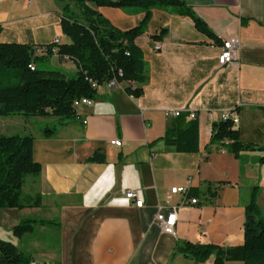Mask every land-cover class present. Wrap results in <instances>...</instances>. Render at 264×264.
<instances>
[{
  "label": "crops",
  "instance_id": "0c3cea01",
  "mask_svg": "<svg viewBox=\"0 0 264 264\" xmlns=\"http://www.w3.org/2000/svg\"><path fill=\"white\" fill-rule=\"evenodd\" d=\"M186 1L220 43L200 32L189 16L152 8L136 39L149 69L141 96L125 91L136 83L102 84L92 104L77 107V119L60 123L51 137L34 124L42 116H7L5 125L12 131L0 134L34 137L32 156L42 170L26 178L22 193L40 195L41 204L0 208V239L39 264H214L213 255L202 262L187 258L177 252V244L244 243L245 207L254 187L264 216V162L259 161L264 152L235 156L212 142V125L231 110L242 141L264 145V0ZM94 8L120 30L145 16L137 9ZM0 25L1 42L36 48L55 39L60 45L71 43L57 0H0ZM163 29L166 34L158 38ZM230 38L239 41V58L219 66L220 46ZM45 59L68 73L78 70L75 60L56 52ZM181 119L198 120L197 151H179L167 143L166 134ZM114 138L122 144H112ZM95 152L104 153L105 161H87ZM188 180L186 196L170 194ZM130 190L138 192L136 200L126 197ZM192 198L197 202L192 204ZM173 210L175 234H169L156 216L167 217ZM26 219L36 220L35 230L17 237L13 228Z\"/></svg>",
  "mask_w": 264,
  "mask_h": 264
},
{
  "label": "trees",
  "instance_id": "16d2710c",
  "mask_svg": "<svg viewBox=\"0 0 264 264\" xmlns=\"http://www.w3.org/2000/svg\"><path fill=\"white\" fill-rule=\"evenodd\" d=\"M61 5V26L70 44L44 45L42 54L36 47L22 43L0 41V116L23 115L54 116L62 124L77 119L73 107L75 99L83 96L95 98L98 85L112 78L128 81L125 91L139 97L149 79L148 64L136 39L150 21L152 8H163L172 13L189 16L195 27L206 36L220 43L207 21L199 16L186 0H57ZM94 6H110L137 9L145 13L138 25L120 30L114 27ZM0 25V34L2 32ZM166 34V29L160 33ZM43 46H40L42 48ZM57 47L60 56L76 61L78 70L68 73L60 68L41 69L37 62L54 54ZM32 65L33 68L30 66ZM121 73V74H120ZM198 120L176 122L175 128L166 134V141L179 151L198 150ZM236 124L230 119L212 125V142L223 144L235 156L243 151H263L264 145L242 141ZM58 128L47 124L44 136L56 135ZM34 137L32 134H0V208L39 206L41 196H24L23 185L28 176H39L42 166L33 160ZM89 162H104L105 154L95 152ZM264 162V155L259 158ZM211 188L209 187V191ZM258 187H254L245 207L244 243L223 247L216 244H198L184 241L176 250L196 262L214 256V264L229 260L244 264H264V216L256 201ZM36 220L26 219L13 228L17 237L33 233ZM52 223L51 221H40ZM31 256L22 252L9 240L0 239V264H32Z\"/></svg>",
  "mask_w": 264,
  "mask_h": 264
},
{
  "label": "built area",
  "instance_id": "2783aa9c",
  "mask_svg": "<svg viewBox=\"0 0 264 264\" xmlns=\"http://www.w3.org/2000/svg\"><path fill=\"white\" fill-rule=\"evenodd\" d=\"M54 43L58 44V39H55ZM44 47L45 46H43L42 48L39 47L36 49H37V51L44 52L45 51ZM159 48L160 47L158 45L155 46L156 50H158ZM239 51H240V44H239V41L237 38H230V39L224 40L222 45L220 46V51H219V54L217 57L219 66H226V65H229V64L236 62L239 58ZM53 52L57 53V47H53ZM62 57L63 58H69L68 56H62ZM30 66L33 68L32 65H30ZM117 82L118 81L116 80V78H112L111 80L106 82L105 85L112 87V86L116 85ZM92 85L96 89H98V87L100 86L95 81L92 82ZM91 104H92V98L83 96L81 98L74 100L73 107L76 109L80 105H91ZM179 114H180V111L174 112V115H176V116ZM195 116H196L195 113H191V117L195 118ZM221 119L222 120L230 119L234 122V124L238 123V118L233 114V112L231 110L224 111L221 114ZM83 123L84 124L87 123L86 118L83 119ZM111 143L114 145L120 146L122 144V140H120L118 138H114L111 140ZM190 184H191V180H188L187 184L184 186H174L171 188L170 194L171 195L182 194V195L186 196L189 193ZM126 197L136 200L139 197V194L137 191L130 190V191L126 192ZM190 201L192 204H194L197 202V198H192ZM176 217H177V212H176V210H173L168 214L167 217L162 213H158L156 216V220L160 223L163 231H165L166 233H169V234H175ZM32 264H39V263L32 261ZM44 264H50V263L46 262Z\"/></svg>",
  "mask_w": 264,
  "mask_h": 264
},
{
  "label": "rangeland",
  "instance_id": "374dc122",
  "mask_svg": "<svg viewBox=\"0 0 264 264\" xmlns=\"http://www.w3.org/2000/svg\"><path fill=\"white\" fill-rule=\"evenodd\" d=\"M53 61H55V60L50 61L48 59H43V60L38 61L37 65L41 69H55V67L50 64V62L54 63ZM20 116H23V115H20ZM0 117L3 120V121H0V131H4V133H10V131H12L11 128L9 126L5 125L6 122H7L6 118H8V117L7 116H0ZM23 117H25V116H23ZM29 117L31 118L29 120H32V116H29ZM42 117H43V119L42 118H37V117L34 118V120H35L34 124L35 125H40L41 129L44 128L47 124H49V126L51 128H54L55 126L57 128L60 127L59 126V122L57 121V119L55 117H53V116H50V117L42 116ZM42 120H43V122H42ZM242 192L246 193V190H243Z\"/></svg>",
  "mask_w": 264,
  "mask_h": 264
}]
</instances>
